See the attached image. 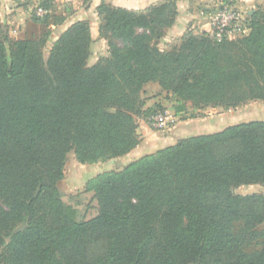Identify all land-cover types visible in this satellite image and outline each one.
Here are the masks:
<instances>
[{
    "label": "trees",
    "instance_id": "trees-1",
    "mask_svg": "<svg viewBox=\"0 0 264 264\" xmlns=\"http://www.w3.org/2000/svg\"><path fill=\"white\" fill-rule=\"evenodd\" d=\"M176 0L145 11L98 6L109 57L89 66V21L54 43L0 37V264H264V120L187 137L86 184L98 213L68 207V156L82 165L123 158L139 144L145 87L158 84L201 110L264 103V10L250 33L215 42L175 24ZM34 19L48 25L52 11ZM54 26L66 18H58Z\"/></svg>",
    "mask_w": 264,
    "mask_h": 264
},
{
    "label": "rangeland",
    "instance_id": "rangeland-1",
    "mask_svg": "<svg viewBox=\"0 0 264 264\" xmlns=\"http://www.w3.org/2000/svg\"><path fill=\"white\" fill-rule=\"evenodd\" d=\"M88 2L89 0H70L67 2H63V0H14L10 6V13L6 14V9H4V7L3 11H0V37L2 35H8L12 39L42 40L44 43V58L48 60L51 49L62 31L58 26L52 25V23L58 22V18H66V15L67 17L73 16L77 11L84 8ZM226 2L227 1H225V3ZM43 5L48 6L50 11H52L48 25L45 24V20L39 23L34 19V17L38 16L37 12ZM224 5L226 4H206L199 8L200 14L204 12L207 16H212ZM2 6V2L0 1V9ZM259 9L264 10V0H261L260 4L245 9L244 13L247 14V11L255 12ZM201 19L204 20L203 18ZM203 26L204 24L202 22L197 21L196 28L188 30L186 34L190 33V35L200 36V33L203 31ZM182 38L176 39L170 44L165 43L162 39L159 48L161 50H172L173 47L181 44ZM237 39H239V37ZM89 66L92 65L89 63ZM148 85L145 87V90L147 89L146 97H149L148 101L156 100L157 102L155 105L159 104L162 107V110L155 111L152 113L153 115L157 113L167 114L169 112L178 118V122L208 117L214 120V125H217L214 130L215 132L243 122L264 120L263 102H253L249 105L229 111H225L222 108L201 110L195 108L192 102L179 100L173 94H168L166 91L161 90L158 84ZM68 158L65 168V178L58 185L63 195V200L68 207L85 210L87 219H91L98 213V201L93 192H86V186H84V184L87 180L89 182L96 178L98 176L97 174H103L104 171L116 172L120 170L119 164H112V160L96 164L81 165L76 160L73 152L69 154ZM234 192L238 195H249L254 193L264 195V186L258 184L241 186L236 188Z\"/></svg>",
    "mask_w": 264,
    "mask_h": 264
},
{
    "label": "crops",
    "instance_id": "crops-1",
    "mask_svg": "<svg viewBox=\"0 0 264 264\" xmlns=\"http://www.w3.org/2000/svg\"><path fill=\"white\" fill-rule=\"evenodd\" d=\"M2 2V8L0 11L6 9V14L10 13V6L14 0H0ZM70 1V0H63ZM104 0H89L88 4L77 11L73 16L67 17L65 22L58 26L62 31L61 34L65 32L70 26L77 22L89 21L91 24V36L93 39L92 45V56L89 60L90 65H94L101 58H108L109 52L106 40L100 38L99 26L101 19L97 13L98 6ZM106 2L112 4L115 7L123 8L129 11L140 12L145 11L152 6L159 5L164 2V0H105ZM225 1H227L225 3ZM261 0H176L178 16L175 24L167 31L166 36L163 38L164 42L167 44L172 43V41L182 38L188 30L196 28V22H202L205 26V19L202 20L200 16V7L206 4H227L232 3L236 5L241 10L245 11L249 7L260 4ZM76 3V2H75ZM81 4V3H80ZM254 12H248L250 15ZM202 20V21H201ZM203 26V29H204ZM150 83L148 86H151ZM148 88V87H147ZM147 90V89H146ZM147 92V91H146ZM156 100L148 101L146 109L154 108ZM164 106V105H163ZM214 120L208 117L195 120H185L178 122L174 127L167 131H161L154 129L150 123L149 119L141 118L138 121V135L140 137V144L128 155L123 158H118L112 164L118 165L121 171L129 163L136 161L146 155H151L160 149L167 148L174 144L180 139L187 137L198 136L201 134L214 133L217 125H214ZM82 165V164H81ZM106 171H104L105 173ZM102 174V173H99ZM97 174V175H99ZM86 181V180H85ZM84 181V183H85ZM88 180L84 184L86 186Z\"/></svg>",
    "mask_w": 264,
    "mask_h": 264
},
{
    "label": "built area",
    "instance_id": "built-area-1",
    "mask_svg": "<svg viewBox=\"0 0 264 264\" xmlns=\"http://www.w3.org/2000/svg\"><path fill=\"white\" fill-rule=\"evenodd\" d=\"M46 14L47 10L43 8L37 12L39 17ZM200 16L206 20L203 31L215 42L237 39L250 33L248 14L232 3L222 6L212 16H207L204 12ZM149 123L154 129L167 131L178 123V118L169 112L157 113L149 118Z\"/></svg>",
    "mask_w": 264,
    "mask_h": 264
},
{
    "label": "water",
    "instance_id": "water-1",
    "mask_svg": "<svg viewBox=\"0 0 264 264\" xmlns=\"http://www.w3.org/2000/svg\"><path fill=\"white\" fill-rule=\"evenodd\" d=\"M252 15H253V13H251V14H250V16H252ZM112 162L114 163V162H115V160H113Z\"/></svg>",
    "mask_w": 264,
    "mask_h": 264
}]
</instances>
